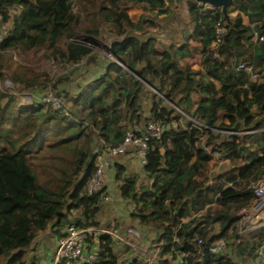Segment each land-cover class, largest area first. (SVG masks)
<instances>
[{
	"label": "trees",
	"instance_id": "obj_1",
	"mask_svg": "<svg viewBox=\"0 0 264 264\" xmlns=\"http://www.w3.org/2000/svg\"><path fill=\"white\" fill-rule=\"evenodd\" d=\"M77 3L79 10L75 11L72 0H0L3 21L8 20L9 9L20 7L0 43L3 52L42 49L65 65L83 58L92 60L91 55L101 47L100 31L114 33L104 72L74 95L65 93L63 99L70 104L68 115L40 101L20 106L16 97L0 91L2 264H25L27 248L36 234L47 228L60 233L70 223L97 225L100 197L85 191L95 171L97 141L117 146L130 125L150 120L164 127L159 139L148 142L142 166L150 185L138 186L135 177L125 175V167L119 163H115V179L120 196L134 206L130 217L152 227L158 242H163L155 264H169L177 258L176 251L185 253L182 264H236L225 254L212 253L210 247L235 234L238 212L255 199L251 183L264 175V0H234L228 9L230 23L219 9L194 7L190 35L166 50L157 48L148 32H138L143 19L135 23L127 13L128 3L145 12L165 13V0ZM243 15L249 24L244 23ZM217 22L224 25L225 32L221 42L214 44ZM254 37L250 50L246 42ZM190 38L200 42L194 50L201 54L202 71L191 70L185 62L192 56ZM223 49L237 55L235 63L241 57L249 62L258 79L252 81L224 63L218 57ZM3 61L0 53V68L7 67ZM3 75L0 69V80ZM173 76L171 91L164 92L159 84ZM11 79L19 84L24 81L17 69L11 71ZM25 80L27 85H37L29 77ZM146 83L184 114L162 105L163 99L152 92L150 116L143 118L140 100ZM4 97L7 100L1 104ZM185 115L200 121L201 126L195 120L182 125ZM216 130L255 132L223 135ZM204 136L207 139L203 142ZM215 142L225 157L243 162L218 172L209 182ZM211 204L220 209H212ZM204 209L199 221H182L189 213L195 215ZM72 212L77 216L70 219ZM197 238L202 239L200 244ZM262 243L264 227L246 240L245 246L252 252ZM101 247L102 264H120L109 239ZM131 264L138 263L133 260Z\"/></svg>",
	"mask_w": 264,
	"mask_h": 264
},
{
	"label": "rangeland",
	"instance_id": "obj_2",
	"mask_svg": "<svg viewBox=\"0 0 264 264\" xmlns=\"http://www.w3.org/2000/svg\"><path fill=\"white\" fill-rule=\"evenodd\" d=\"M74 5L73 8L75 11L79 10V5L77 3V0H72ZM179 2L180 0H166V8L169 11L165 16H161L160 14L156 13L154 10H147L146 12L142 10V8L139 5L130 4L129 5V15L130 18L132 17L134 19V22H138L140 19H143V21L139 24V33L143 34L145 32H148L150 35L159 34L162 32V27L166 25V21L169 19V17L172 15L174 10L179 9ZM20 9L19 6H14L12 9L9 10V17L7 21L0 22V32L9 30L11 27V22L14 17L18 13V10ZM236 12H232L231 15H234ZM186 19V18H185ZM243 20H245L247 24H249V20L247 16L243 15ZM193 23L192 21L188 22L183 29L187 30L192 27ZM253 26V24H252ZM188 33V32H187ZM114 36V33L111 30H103L100 31V34L98 36V40L103 45V48L95 50L93 54L94 60H97L94 62L93 66H87L89 64L83 61L79 64V66L74 67L73 69L66 70L65 66L63 64L58 63L53 57L46 55L42 49L38 50H32L30 52L24 53L20 50L15 49H8L6 52H3L0 50L1 55L4 57V65L7 64V67L4 66L1 69L2 73L4 74L3 77L0 80V91H5L6 93H9L17 98L20 106L29 105L32 102L36 101L37 98L42 99L43 95L51 92L54 96H60L64 97L65 93H68L69 95H74L78 90L79 83L84 82L87 80V78L94 77L97 74V71H100L99 69V63L101 59H98L96 56V53H104L108 56H110L109 52L102 51L103 49H106L104 47H107L106 45L110 43V40H112ZM154 37V36H153ZM157 45V38H154ZM189 45V49H193L196 46L199 45L198 42H196L194 39L191 40ZM182 42V36L178 37L171 45H177ZM255 42V37L250 40L249 42H246L248 45V48L251 50L252 45ZM157 48L160 49L159 45H157ZM101 52H97L100 51ZM222 61H225L229 66L235 67L237 65V61H242L243 57L240 59H237L235 63V59L237 58V55L234 53H230L227 51V53H224L220 56H218ZM109 59V58H108ZM103 61V60H102ZM191 70L193 71H202V68H196L198 65H200V62H202V57H200L197 54H193V57L191 59H188L185 61ZM17 69L18 73L20 74V77L24 79L22 84L15 83L11 79V71ZM29 77V79H33L37 82V85H27L26 78ZM163 84H159L164 90V92H170L171 91V84L169 79L167 81H164ZM218 85V84H216ZM155 88H152L151 85L146 83L145 86V95L141 98L140 102L142 105L143 110H148L150 107V96L152 95V92H155ZM159 97H161L162 105H165L167 107H172L175 110L179 111L180 114L182 113L177 106L174 104V102L168 100L164 95H162L160 92H155ZM192 98L195 100L197 99V96L194 94L192 95ZM176 100L180 99V96L177 95L175 97ZM7 98L4 97L1 99V104H4L6 102ZM41 102V101H40ZM69 106L70 104L66 102ZM145 108V109H144ZM143 112V111H142ZM189 120H195L194 122L201 126L200 121H196L197 119H193L192 117L185 115L183 118H181V124L184 125L186 121ZM216 131H222L223 135H226V133H233L236 135H241L242 132H232L231 130H216ZM207 136H204L202 141H206ZM101 141H97V144L99 145ZM212 146H214L215 150L212 154V160L209 165L208 169V180L211 181L214 175L217 174V172L229 168L231 165H234L238 162L237 159L231 157L229 160H226V157L224 156V153L222 151H218L219 144L218 142H215ZM107 158V156H106ZM109 163L111 165V159L109 158ZM138 163L136 170H131L127 167H125V175H131L135 177L134 175H137L138 179V186H144V183H148L150 180L146 178V175L140 174L139 167L140 162L138 159ZM135 171V172H134ZM115 170H113V175L115 174ZM105 177L108 175V172L106 170ZM138 173V174H136ZM112 176V175H111ZM136 178V177H135ZM114 180L113 185L112 183L108 184L109 186L104 187L102 189V194L99 195L100 203H99V211L95 216V220L97 222V225L95 226H115L119 231L121 232V235L125 238L124 244H117L116 250H114V254L117 257V260L119 262H122L124 259L130 260V261H136L138 264L144 263L143 259L146 258L153 249H158L160 252V246L163 244V242H158V234L157 232L149 226H143L141 227L137 219H132L130 217V213L133 211L134 206L131 202L125 201L119 194V190L117 189V186L119 184V181L112 178ZM117 182V183H116ZM105 184V180H104ZM116 185V186H115ZM212 209H220V207L216 204L209 205ZM208 207V208H209ZM204 209L203 211H200L197 214L189 213L182 219V221L187 222L191 219L195 218L197 221H199L201 218L200 215H203L205 213ZM264 211V208H263ZM75 212H72L70 215V219L77 216V214H74ZM255 212L251 209V206H248L244 208V210H240L238 212V215L240 216V220L236 225V231L233 236L231 234H228L227 238H223L224 242L226 243V247L224 248V253L226 256L229 257H236L239 252L241 253V250L238 248V245L245 243L246 239L250 236L249 233H257L258 230L264 226L263 220L264 219H258L256 218ZM66 226V225H65ZM134 228L138 233L139 236H132L128 234V229ZM251 230V231H250ZM250 231V232H249ZM213 232H218V225H213ZM51 232V228L47 229L46 232H41L39 234H36L35 239L33 240V243L27 248L26 252V262L29 264L32 263V259L30 255L36 253V247L38 241H46L48 240L49 234ZM249 235V236H248ZM235 236V238H234ZM236 239L231 241V239ZM231 248V249H230ZM47 253L50 254L52 248L47 247ZM231 251V252H230ZM30 257V258H29ZM164 257H167L168 259H171L170 255H165ZM3 263V259H0V264Z\"/></svg>",
	"mask_w": 264,
	"mask_h": 264
},
{
	"label": "built area",
	"instance_id": "obj_3",
	"mask_svg": "<svg viewBox=\"0 0 264 264\" xmlns=\"http://www.w3.org/2000/svg\"><path fill=\"white\" fill-rule=\"evenodd\" d=\"M0 22H4L1 14ZM9 30L0 32V43L6 37ZM215 31L217 34V40L214 44H218L221 42V37L225 32L224 25L221 22H217L215 24ZM109 44L110 43H108L106 45L107 47H104L106 49H103L102 51L109 52ZM102 46L103 45L101 44L100 48H103ZM85 59L86 58H83L79 62L67 63L64 66L67 68L66 70L73 69L74 67L79 66V64L85 61ZM234 69L245 73L252 81L258 79V75L253 71L252 65L245 60L238 62ZM38 100L50 105L52 109L57 110L62 115L69 114V106L60 96H54L53 93L48 92L43 95L42 99L39 98ZM163 130L164 127L161 123L150 120L140 126L137 124L130 125L125 131L123 141L117 146L111 144L104 145L100 143L99 148L95 153V171L85 185L87 195L102 194L106 174L105 172L110 167L109 158L124 155L130 148H133L141 165L143 166L146 160L148 142L151 139H159ZM251 188L253 189L255 195V199L250 205L251 209L255 213H260L264 208V175L252 182ZM242 210H244V208ZM127 231L129 235L139 236V233L134 228H129ZM105 239L110 240L112 252L116 250L117 244L125 243V238L121 235L119 229L112 225L95 226L79 225L76 223L67 224L65 227L60 229V233L57 235L55 242L51 247V253L47 256L46 261L41 264H102L103 261L101 259V253L103 248L101 247V244L105 243ZM174 241H178V238L175 237ZM201 242L202 239L197 238V243L200 244ZM225 247L226 243L224 242V239L221 238L213 243L210 247V251L215 254H224L222 252ZM176 253L177 258L170 261L169 264H182L185 253L183 251H176ZM158 257L159 250L153 249V251H151V253L144 258L143 261L145 264H155ZM256 257L259 264H264V243L257 247ZM131 262L132 261L130 260L124 259L119 263L131 264ZM26 264H29V262ZM31 264L38 263L32 261Z\"/></svg>",
	"mask_w": 264,
	"mask_h": 264
},
{
	"label": "crops",
	"instance_id": "obj_4",
	"mask_svg": "<svg viewBox=\"0 0 264 264\" xmlns=\"http://www.w3.org/2000/svg\"><path fill=\"white\" fill-rule=\"evenodd\" d=\"M130 4H132V3H130ZM164 9H165V13H162V14H160L161 16H165L169 11L167 10V8H166V0H165V5H164ZM129 5L127 4V13L129 14ZM155 11V10H154ZM130 16V15H129ZM131 19H132V21L134 22V19L131 17ZM192 22H193V20H192ZM246 21L244 20V23H245ZM247 24V23H246ZM191 30H192V27L190 28V29H188L187 28V30H185V29H181V31H180V37L182 36V39H183V36H185V35H190V33H191ZM188 32V33H187ZM192 39H194L196 42H198L199 43V45L198 46H196L195 45V47L194 48H198L199 49V47H200V42H199V40L198 39H195V38H190L189 39V45H190V42H192L191 40ZM194 48L193 49H191V47H190V50H191V54H192V56L190 57V58H188V59H191L192 57H193V54H197V55H199L200 57H201V54L198 52V51H195L194 50ZM97 52H101V50L100 51H97ZM229 52V51H228ZM224 53H227V50H222L221 52H220V54L218 55V56H220V55H222V54H224ZM94 54V53H93ZM93 54L91 55V57H93ZM97 55V57H98V59H101L100 60V63H99V69H100V71H97V74L94 76V77H91V78H87V80H85L84 82H82V83H79V85H78V90H79V88L82 86V85H84V84H86V83H88L89 81H91V80H94V79H96L102 72H104V68H105V66L107 65V63H108V58H109V56L108 55H106V54H104V53H96ZM221 58V57H220ZM103 60V61H102ZM97 60H94V58H92V60L90 59L89 60V58H87V61H86V63H88L89 62V64L87 65V66H93L94 65V62H96ZM224 63H225V61H223ZM196 68H202V62H200V65H198ZM175 80V76H173V77H171V78H169V81H170V84L172 83V81H174ZM216 83V82H215ZM217 84V83H216ZM77 90V91H78ZM155 91V90H154ZM157 92V91H156ZM39 98H37L36 99V101H39L38 100ZM145 109V108H144ZM150 111H149V108H148V110H143V112H142V116H143V118H146V117H149L150 116V113H149ZM133 124H137V125H142L143 124V122H140L139 121V123H136V122H134ZM249 132H255V130H251V131H243L242 133H249ZM246 145H248V143H246ZM255 146H253V147H251V148H254ZM211 156H212V154H211ZM234 158V157H233ZM111 159V165H110V167L107 169V172H108V175L105 177V184L103 185L104 187H107V186H109L108 184H110V183H112V185H113V182H114V180H112V178H114L115 179V174L113 175V170H115V163H119V164H121V165H123L124 167H127V168H129V169H131V170H136V168H137V165H138V163H136V162H138V156H137V154L135 153V150L133 149V148H130L124 155H119V156H115V157H112V158H110ZM235 159H237V158H235ZM226 160L228 161L229 160V158H227L226 157ZM238 160V162L236 163V164H234V165H231L230 167H233V166H237V165H239V164H241L243 161L241 160V159H237ZM140 162V161H139ZM141 164V163H140ZM229 167V168H230ZM228 168H225V169H223V170H221V171H224V170H227ZM139 171H140V174H143V171H142V165H140V167H139ZM221 171H219V172H221ZM135 172V171H134ZM218 173V172H217ZM136 174H138V173H136ZM112 175V176H111ZM131 176V175H130ZM136 178V181H138V179H137V175H134ZM147 178V177H146ZM117 183V182H116ZM139 183L137 182V185H138ZM144 185H150V181L148 182V183H144ZM116 186V185H115ZM117 189H118V186H117ZM258 219H264V211H262V212H260V213H257L256 214V218H255V220H258ZM184 220V219H183ZM263 223H264V220H263ZM140 226L141 227H143V226H145V225H142V224H140ZM262 227H264V226H262ZM261 227V228H262ZM47 229H49V228H47ZM47 229L45 230V231H43V232H46L47 231ZM62 229V228H61ZM251 231V230H250ZM249 231V232H250ZM51 232L52 233H50L49 235V237H48V240H44V241H38V243H37V247H36V253L35 254H33L32 253V255H30V256H32L31 257V259L32 258H34V259H32L31 261H35V262H37L38 264L40 263H43V262H45L46 261V258H47V256L49 255L48 253H47V247L49 246V247H52V245L54 244V242H55V239H56V237H57V235L59 234L57 231H54V230H51ZM60 232V231H59ZM39 233H41V232H38L37 234H39ZM256 233H249V237H248V239H246V240H249V238L251 237V236H253V235H255ZM234 238H235V236H234ZM231 239V241H233V240H236V239ZM257 240V239H256ZM255 240V241H256ZM249 245L251 246V243H250V241H249ZM257 245V244H256ZM238 248L241 250V253L239 252V254L236 256V257H231V259L236 263V264H259V262H258V260H257V257H256V249H254L252 252H249V248H247L246 246H245V243L243 242L242 244H240V245H238ZM231 249V248H230ZM231 252V251H230ZM30 258V257H29ZM27 262H25V264H26Z\"/></svg>",
	"mask_w": 264,
	"mask_h": 264
},
{
	"label": "water",
	"instance_id": "obj_5",
	"mask_svg": "<svg viewBox=\"0 0 264 264\" xmlns=\"http://www.w3.org/2000/svg\"><path fill=\"white\" fill-rule=\"evenodd\" d=\"M233 3L234 0H180L179 9L173 11L172 15L166 21V25L162 27V32L153 35L154 38H157V45H159L160 49L166 50L178 39L181 29H183L188 22L193 20L192 9L194 7L198 9L208 7L219 9L225 22L230 23L228 9Z\"/></svg>",
	"mask_w": 264,
	"mask_h": 264
}]
</instances>
